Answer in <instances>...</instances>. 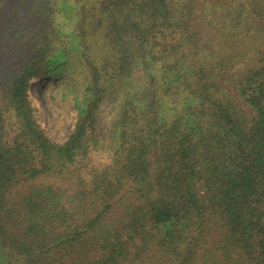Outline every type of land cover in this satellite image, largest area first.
<instances>
[{
    "label": "trees",
    "instance_id": "16d2710c",
    "mask_svg": "<svg viewBox=\"0 0 264 264\" xmlns=\"http://www.w3.org/2000/svg\"><path fill=\"white\" fill-rule=\"evenodd\" d=\"M74 74L56 142L31 91ZM0 254L264 264V0H0Z\"/></svg>",
    "mask_w": 264,
    "mask_h": 264
},
{
    "label": "rangeland",
    "instance_id": "374dc122",
    "mask_svg": "<svg viewBox=\"0 0 264 264\" xmlns=\"http://www.w3.org/2000/svg\"><path fill=\"white\" fill-rule=\"evenodd\" d=\"M242 75L243 73L240 72L234 82H238ZM80 81L81 79L78 74H74L70 80L51 78L35 85V88L31 91V97L39 108L40 122L56 142H63L69 133L72 121L73 92L77 88V82ZM48 91L54 93L55 99H50ZM112 120L113 113L111 107L109 105L103 106L98 118L97 135L99 137L103 139L108 137ZM1 261L0 259V263L2 264L3 261Z\"/></svg>",
    "mask_w": 264,
    "mask_h": 264
}]
</instances>
